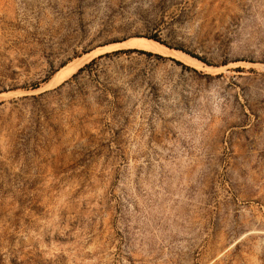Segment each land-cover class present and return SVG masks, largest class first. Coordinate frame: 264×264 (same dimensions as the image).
I'll use <instances>...</instances> for the list:
<instances>
[{"label":"rangeland","instance_id":"374dc122","mask_svg":"<svg viewBox=\"0 0 264 264\" xmlns=\"http://www.w3.org/2000/svg\"><path fill=\"white\" fill-rule=\"evenodd\" d=\"M0 264H264V0H0Z\"/></svg>","mask_w":264,"mask_h":264},{"label":"bare ground","instance_id":"6f19581e","mask_svg":"<svg viewBox=\"0 0 264 264\" xmlns=\"http://www.w3.org/2000/svg\"><path fill=\"white\" fill-rule=\"evenodd\" d=\"M133 40L134 39H131V40H129L130 41V43H132L133 42ZM138 40H140L141 42H143L142 44H144L145 43V46H147L146 44H148V45H157V44H159L160 45V43H157L156 41H153V40H151V39H145V38H138ZM132 41V42H131ZM128 42V41H127ZM134 43V42H133ZM132 43V44H133ZM137 43H139V46L141 47V45H140V42H138L137 41ZM136 42H135V44H137ZM124 46V45H123ZM136 46V45H135ZM143 46V45H142ZM147 47H149V46H147ZM147 47H144V48H147ZM149 48H155V47H149ZM148 48V49H149ZM158 48V47H157ZM159 48H162V46L160 45V47ZM167 48V47H166ZM165 48V54H167L168 52L166 51L167 49ZM164 49V48H163ZM150 50V49H149ZM153 51L155 50V49H152ZM161 51H162V49H160ZM170 50V49H169ZM174 50V49H173ZM156 51V50H155ZM158 51V50H157ZM97 52V51H96ZM173 52V51H172ZM176 52V55H177V58L179 57L181 60L183 59V60H185V62H188V61H195V60H197L196 58H194V57H192V56H190L189 54H187V53H184V52H182V51H180V50H176L175 51ZM175 52H174V54H175ZM98 53V52H97ZM164 53V52H163ZM93 54H95V53H93ZM91 55L90 56V58L92 57V56H94V55ZM172 54V53H171ZM96 55V54H95ZM89 57V56H88ZM85 58V57H84ZM87 59V58H86ZM86 59L83 61V62H85L86 61ZM69 65V64H68ZM81 65H78L77 67H80ZM66 67V66H65ZM70 68V67H69ZM68 68V69H69ZM68 69H66L65 71H67ZM77 70V69H76ZM69 74V73H68ZM56 76V75H55ZM66 76V75H65ZM67 77V76H66ZM62 78H64V77H62ZM54 79V78H53ZM59 79V75H57V78L55 79V81H57ZM61 80V79H60ZM63 81V80H62ZM61 81V82H62ZM59 84V83H58ZM55 85V84H54ZM56 86V85H55ZM37 91V90H36ZM36 91H34V92H36ZM31 92V91H30ZM33 92V91H32Z\"/></svg>","mask_w":264,"mask_h":264},{"label":"trees","instance_id":"16d2710c","mask_svg":"<svg viewBox=\"0 0 264 264\" xmlns=\"http://www.w3.org/2000/svg\"><path fill=\"white\" fill-rule=\"evenodd\" d=\"M141 52V53H147V54H152L153 52L151 51H147L144 49H139V48H127V49H118V50H114L112 52H107L104 55L108 56V55H113V54H120V53H128V52ZM159 55V54H158ZM103 55H100V57H102ZM95 59H93L92 62H94ZM83 68H81L80 70H82Z\"/></svg>","mask_w":264,"mask_h":264},{"label":"water","instance_id":"95a60500","mask_svg":"<svg viewBox=\"0 0 264 264\" xmlns=\"http://www.w3.org/2000/svg\"><path fill=\"white\" fill-rule=\"evenodd\" d=\"M118 49H122V48H118Z\"/></svg>","mask_w":264,"mask_h":264}]
</instances>
